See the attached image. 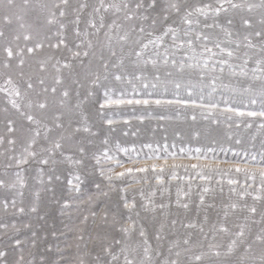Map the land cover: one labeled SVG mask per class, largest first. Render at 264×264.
Segmentation results:
<instances>
[{
	"label": "snow or ice",
	"instance_id": "snow-or-ice-1",
	"mask_svg": "<svg viewBox=\"0 0 264 264\" xmlns=\"http://www.w3.org/2000/svg\"><path fill=\"white\" fill-rule=\"evenodd\" d=\"M0 264H264V0H0Z\"/></svg>",
	"mask_w": 264,
	"mask_h": 264
},
{
	"label": "rangeland",
	"instance_id": "rangeland-1",
	"mask_svg": "<svg viewBox=\"0 0 264 264\" xmlns=\"http://www.w3.org/2000/svg\"><path fill=\"white\" fill-rule=\"evenodd\" d=\"M127 115L130 116L132 114L128 113ZM168 124H169L168 138L170 142L174 139V137L171 135L173 128L187 130L188 127V125L185 122L178 120H172L168 122ZM153 128H156L155 133H153L152 131ZM137 129H139V131H137ZM128 130H129V135L127 137H124L120 131H118L114 135L117 139H119L122 142L124 146H129L130 144L135 143L137 148H139V145L141 143L151 141L152 139H160V137L164 134L163 131L156 126L155 121H146L144 124L141 125L137 121L132 120V127ZM134 131L137 132L136 136L131 135V132ZM118 156L120 159L126 161V157L123 154H118ZM228 159H233V158L231 157V155H229ZM184 162L187 163V161ZM73 215L75 216L76 214L74 213ZM66 222H67V218L61 217L56 219L54 222L50 221L49 225L50 227L63 228V223Z\"/></svg>",
	"mask_w": 264,
	"mask_h": 264
}]
</instances>
